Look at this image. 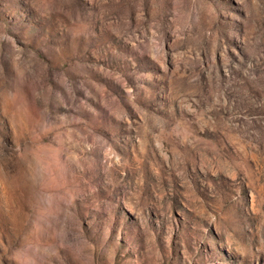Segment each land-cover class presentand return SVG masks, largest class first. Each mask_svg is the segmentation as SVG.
I'll return each mask as SVG.
<instances>
[{"label":"rangeland","instance_id":"rangeland-1","mask_svg":"<svg viewBox=\"0 0 264 264\" xmlns=\"http://www.w3.org/2000/svg\"><path fill=\"white\" fill-rule=\"evenodd\" d=\"M0 264H264V0H0Z\"/></svg>","mask_w":264,"mask_h":264}]
</instances>
